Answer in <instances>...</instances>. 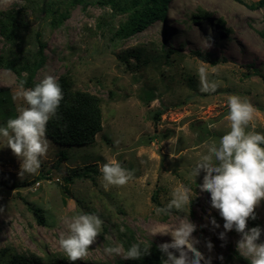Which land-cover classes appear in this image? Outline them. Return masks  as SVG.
Returning <instances> with one entry per match:
<instances>
[{
	"label": "rangeland",
	"instance_id": "1",
	"mask_svg": "<svg viewBox=\"0 0 264 264\" xmlns=\"http://www.w3.org/2000/svg\"><path fill=\"white\" fill-rule=\"evenodd\" d=\"M132 1L0 0V126L23 106L12 99L21 80L32 88L54 75L70 91L98 97L103 127L93 144L80 147L47 137L51 146L35 175L19 176L20 161L9 148L0 149V205L5 206L0 264L20 256L39 264H70L58 241L67 234L65 221L82 213L96 214L104 223L88 256L76 264H137L124 258L132 244L151 245L153 252L171 242V236L153 232L183 214L158 215L156 209L180 185L192 190L193 236L211 264L250 261L237 251L235 230L226 241L219 239L224 221L211 208L210 194L198 187L204 173L196 181L189 173L208 145L230 130L229 96L250 100L257 109L255 130L264 133V7L255 6L259 0H170L164 18L143 33L120 38L118 31L134 12ZM209 29L213 46L206 48ZM41 45L44 64L31 81L29 72L19 77L5 67L32 65ZM200 56L209 63V78L220 85L214 93L199 91ZM3 143L0 139V147ZM113 159L133 179L106 191L100 166ZM256 211L248 227L264 229V202ZM211 217L220 228L212 230ZM206 240L213 244L210 253ZM116 244L123 246L121 255L105 254V247Z\"/></svg>",
	"mask_w": 264,
	"mask_h": 264
},
{
	"label": "clouds",
	"instance_id": "2",
	"mask_svg": "<svg viewBox=\"0 0 264 264\" xmlns=\"http://www.w3.org/2000/svg\"><path fill=\"white\" fill-rule=\"evenodd\" d=\"M204 41L206 48L213 46L211 29ZM215 71L213 68L212 72ZM197 72L199 91L216 92L220 85L209 78V63L201 61ZM24 84L25 81L21 80L12 96L13 101H23V106L17 110L18 115L0 126V139L4 141L0 149L9 148L20 161L19 176L39 172L51 146L47 138L48 123L57 117L64 99L62 86L54 75H45L32 88H25ZM227 107L229 111L226 119L230 122V130L222 135L218 143L213 141L208 145L207 153L200 155L189 176L196 181L201 172L204 173L198 187L201 192L210 194L211 208L217 210L224 221V231L219 233V239L226 241L227 233L235 230L240 237L236 242L237 251L250 258L251 264H264V241H261L264 229L260 226L248 227L249 220L257 219L256 210L264 202V133L255 130L257 109L247 97L231 95L227 98ZM100 172L106 191L112 186L123 187L133 179V173L115 159L101 165ZM191 193L189 187L180 185L171 193L170 201L156 209L158 215H171L173 210L183 214L178 216L176 223L153 232V236H171V242L157 246L166 257L162 264L212 262L211 256L206 257L198 249L200 240L193 236L197 225L189 219L193 200ZM4 213L5 206L0 205V215ZM65 223L67 234L61 233L58 243L70 264H76L88 256L89 249L102 232L104 222L96 214L82 213L72 216ZM210 224L212 230L220 228L215 217H211ZM205 246L209 253L213 250L210 240L205 241ZM150 247L148 244L141 247L140 243H134L124 253V258L139 260L149 254ZM122 251L123 246L120 244L104 248L105 254L109 256L121 255ZM219 259L223 260V256Z\"/></svg>",
	"mask_w": 264,
	"mask_h": 264
},
{
	"label": "trees",
	"instance_id": "3",
	"mask_svg": "<svg viewBox=\"0 0 264 264\" xmlns=\"http://www.w3.org/2000/svg\"><path fill=\"white\" fill-rule=\"evenodd\" d=\"M118 1V0H117ZM170 0H133V11L128 21L118 31L120 38H129L131 36L143 33L151 25L164 18ZM242 3V0H233ZM112 4L113 1H111ZM139 3V4H138ZM142 6V7H140ZM256 7L263 8L264 0L255 3ZM140 7V9H138ZM122 11V10H121ZM44 46L41 45L40 53L32 65L18 68L11 63L5 64V67L13 70L20 77L23 71L29 72V81L44 64L43 55ZM199 55V54H196ZM200 59L207 61L200 56ZM215 64V62H213ZM62 86L64 99L58 109L57 117L53 118L47 126V137L54 143L65 147H80L91 145L95 142L98 133L102 131V111L98 97L86 92H72L69 90L68 83L65 80L59 81ZM160 116V115H158ZM80 176L81 175H76ZM84 176V174H83ZM70 180V179H69ZM42 223V220L40 221ZM163 254L155 249L148 255L136 260L137 264H162ZM242 264H251V261L240 257ZM11 264H39L37 261H29L25 258L14 257ZM55 264H64L56 262Z\"/></svg>",
	"mask_w": 264,
	"mask_h": 264
},
{
	"label": "built area",
	"instance_id": "4",
	"mask_svg": "<svg viewBox=\"0 0 264 264\" xmlns=\"http://www.w3.org/2000/svg\"><path fill=\"white\" fill-rule=\"evenodd\" d=\"M49 176V175H48ZM57 181H58V179H57Z\"/></svg>",
	"mask_w": 264,
	"mask_h": 264
}]
</instances>
